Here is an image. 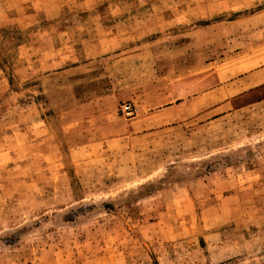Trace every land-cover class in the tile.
<instances>
[{"label":"rangeland","instance_id":"1","mask_svg":"<svg viewBox=\"0 0 264 264\" xmlns=\"http://www.w3.org/2000/svg\"><path fill=\"white\" fill-rule=\"evenodd\" d=\"M263 67L264 0H0V264H264Z\"/></svg>","mask_w":264,"mask_h":264},{"label":"crops","instance_id":"2","mask_svg":"<svg viewBox=\"0 0 264 264\" xmlns=\"http://www.w3.org/2000/svg\"><path fill=\"white\" fill-rule=\"evenodd\" d=\"M243 81L250 83L249 87H256L258 85H262L260 89L264 91V67L247 75ZM261 99H264V97Z\"/></svg>","mask_w":264,"mask_h":264},{"label":"built area","instance_id":"3","mask_svg":"<svg viewBox=\"0 0 264 264\" xmlns=\"http://www.w3.org/2000/svg\"><path fill=\"white\" fill-rule=\"evenodd\" d=\"M120 109H121L122 113L130 114V115H132L135 111V108L131 103H126V104L122 105Z\"/></svg>","mask_w":264,"mask_h":264}]
</instances>
